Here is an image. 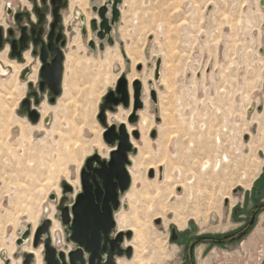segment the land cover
<instances>
[{"label":"rangeland","instance_id":"1","mask_svg":"<svg viewBox=\"0 0 264 264\" xmlns=\"http://www.w3.org/2000/svg\"><path fill=\"white\" fill-rule=\"evenodd\" d=\"M10 1L15 3L0 0V21L6 19L9 23L6 6ZM120 7L121 19L112 32L115 44L105 41V50L88 46L91 38L99 40L93 36L89 22L87 37L82 34L81 20L76 15L77 10L82 11L73 7L72 30L65 49L63 91L54 103L49 101L48 92L40 93L41 115L46 113L50 118L45 123L46 115L34 123L21 107L29 91L27 80L20 76L22 71L18 74L17 88L10 84L16 72L14 66L13 71L9 70L11 73H0V80L5 81L0 99L3 102L0 228L5 229L0 234L3 244L0 264H5L3 252L11 262L22 264L25 247H41H34V235L29 243L17 245L16 241L22 229L28 225L33 228L36 223L38 226L51 212L63 234L53 235L54 243L60 239L58 249L67 252L74 248L66 240L59 217L61 183L79 178L78 189L71 183L74 191L66 200L70 204L80 191V170L86 158L95 152H107L109 145L102 135L104 126L97 116L105 94L115 88L122 73L144 83L145 107L139 112L146 121L142 124L141 117L132 125L141 131V138L132 136L138 144L137 154L144 145V136L152 140L153 148L143 153L155 155L158 160L154 168L143 163L140 168L145 183L137 182L134 188L132 184L122 196L121 208L116 213L117 227L133 231V238L126 240L127 245L133 246V256L120 257V264H177L178 248L170 240L171 228L184 229L191 221L199 230L215 227L218 216L224 218L222 229L229 228L231 222L226 220L236 202L234 190L239 184L248 185L261 168L264 160L261 0H123ZM70 10L65 11L67 20ZM85 10L93 15L90 0ZM77 32L80 38L76 43ZM0 52L7 55L8 50L6 54L2 53L4 50ZM158 57L162 58V65L160 79L156 81ZM139 64L143 66L141 69ZM151 87L157 89V104L150 97ZM159 125L167 126L171 135H175L172 142L168 143V135L159 140ZM153 129L157 130L155 138L151 137ZM96 140L103 147L99 148ZM165 147L169 148L167 155L171 160L163 158ZM131 166L135 177H139L133 161ZM152 170L155 175L151 177ZM58 186L60 194L56 191ZM53 193L57 194L56 200L50 199ZM227 196L230 204L225 206ZM156 218L161 219L158 225ZM138 253L142 261H138ZM40 258L44 264L43 249Z\"/></svg>","mask_w":264,"mask_h":264},{"label":"water","instance_id":"2","mask_svg":"<svg viewBox=\"0 0 264 264\" xmlns=\"http://www.w3.org/2000/svg\"><path fill=\"white\" fill-rule=\"evenodd\" d=\"M92 10L96 16L90 20V29L96 38L88 41V46L93 50L97 47L105 50V41L113 45L115 40L112 32L121 19V4L123 0H105L102 4H97L96 0H91ZM264 6V0H261ZM81 18L83 15L80 14ZM87 27L83 26L82 33L87 35ZM123 43L121 42V46ZM127 63L130 62L125 52L121 48ZM43 62L46 61L45 54L42 55ZM162 58L158 57L155 66V80L159 81L161 75ZM143 66L138 65V69ZM61 54L54 59L53 65H43L41 77L44 83H49L53 97L51 103L57 101V97L63 91ZM55 71V72H53ZM62 82V85H61ZM153 83V80H150ZM43 88V87H42ZM133 93L131 94L129 78L122 73L115 88L110 89L104 96L100 105L98 119L103 124V140L110 146L108 157H102L99 152L90 155L84 161L80 170V191L76 193L74 200L68 204L66 202L69 193L74 191V186L63 180L62 196L58 210L63 226L66 240L73 244L74 248L68 252L58 249L51 234V218H43L33 234L30 225L22 230L17 238V245H22L33 236V245L38 247L43 245L44 264H117L120 257L133 256V246L127 245L126 240L133 238V231L118 229L116 213L122 205V196L131 188L133 183L129 166L132 164L131 156L137 154L138 148L134 145L132 136L135 139L141 138V131L134 126L132 132L128 129V124L134 125L139 122V111L145 107L143 95L145 94L144 83L140 78H135L132 82ZM150 97L152 101L158 103L157 89L151 87ZM23 101V106L29 110V117L32 122H38L39 114L36 109H30ZM119 107L131 109L127 120L123 122H109L108 113H115ZM160 116L157 117L159 121ZM157 136V130L151 131V137ZM161 176L163 167L160 168ZM155 173L150 171V176ZM181 190V188H179ZM55 193L50 195V199L56 200ZM158 225L160 218L155 219ZM5 264H12L11 258L3 252ZM35 254L26 252L22 264H34Z\"/></svg>","mask_w":264,"mask_h":264},{"label":"flooded vegetation","instance_id":"3","mask_svg":"<svg viewBox=\"0 0 264 264\" xmlns=\"http://www.w3.org/2000/svg\"><path fill=\"white\" fill-rule=\"evenodd\" d=\"M66 10H70V0H15V3L10 1L6 6L9 23L6 19L0 21V51L8 47L6 57L11 60L7 65L5 61H0V73L13 71L11 62L24 65L20 76L27 80L29 91L21 107L29 119V110L23 106L25 99L26 105L36 109L42 120L39 107L43 101L40 93L48 92L49 101L53 97L50 84L42 85L43 65H53L54 59L61 54L64 74L65 49L72 30L71 19L75 8L70 10L71 16L67 22ZM80 10L82 12L77 10L76 15L81 20V30L83 26L88 30V22L90 24L96 13L92 10L93 15L88 20L85 12ZM27 51L32 56L28 64L25 59ZM43 54L46 56L44 62ZM34 60L39 64V70L37 79L32 81L29 78L36 65L32 64ZM47 116L49 114L44 117V123L50 119ZM234 194L236 202L226 220L231 222L229 228L222 229V216L216 218L215 227L203 230H199L194 221L184 229L171 228L170 240L178 248L177 264H264V160L254 179L248 185L239 184ZM229 199L227 196L225 206L230 204Z\"/></svg>","mask_w":264,"mask_h":264},{"label":"bare ground","instance_id":"4","mask_svg":"<svg viewBox=\"0 0 264 264\" xmlns=\"http://www.w3.org/2000/svg\"><path fill=\"white\" fill-rule=\"evenodd\" d=\"M75 6H77V7H79L80 9H84L83 11L85 12V14L87 15V17H88V20H89V18L91 17V13H88L85 9L88 7V0H71L70 1V7H75ZM121 12H122V10H121ZM2 17V16H1ZM65 20H66V22H67V17H65ZM77 30V29H76ZM78 33V38L75 40V42L77 43V42H79L78 40H79V38H80V35H79V32H77ZM74 42V41H73ZM74 42V43H75ZM79 44V43H78ZM7 50H8V47H6V49L4 50V52H2V53H4V54H6V52H7ZM0 54H1V52H0ZM2 56V57H1ZM0 61H5L6 63H9L10 61L7 59V57H6V55H0ZM25 59H26V64H28V63H30V61H31V59H32V56H31V54H30V52L29 51H27L26 53H25ZM11 64H13V66H14V68H15V70H16V72L15 73H13L12 74V79H11V86H12V88H14L13 86H15L16 88H17V80H18V74H19V72L21 71V69L24 67V65H16L15 64V62H11ZM38 67H39V64H37V65H35V67H33V71H32V74L30 75V78L29 79H31L32 81H35L36 80V78H37V70H38ZM15 82V83H14ZM132 82H133V80H131V79H129V83H130V90H131V93H132V89H131V86H132ZM25 84V83H24ZM4 85H5V81L4 80H0V99H2V97H1V95H2V88L4 87ZM25 86V85H24ZM4 101V100H3ZM4 107L6 106V108L8 107V105L6 104V101H4ZM1 104H3V102H0V105ZM131 109V108H130ZM141 112V111H140ZM139 112V115H140V119H141V117H142V119H141V122H142V124L146 121V118H145V116H143L141 113ZM130 114V111L128 110H124V109H122L121 107H119V109H118V111L117 112H115V113H111V112H109L108 113V119H109V122H112V121H115L116 120V122L118 121V122H123V121H126L127 119V115H129ZM46 115V113H44V115H42V118L44 117ZM111 119H113V120H111ZM111 120V121H110ZM154 125V124H153ZM128 129H129V131L130 132H132V130L134 129L133 128V126L132 125H130V124H128ZM158 133H159V140L161 139V138H163V136L164 135H168V143L169 142H172V140H173V138H175V135H171V133H170V129L166 126L165 128L164 127H162V126H160L159 125V129H158ZM100 138V137H99ZM96 141H98V142H96V144H97V146L99 147V148H101V147H103V143L100 141V140H96ZM142 141L144 142V145H143V147H140V150H139V153L138 154H135V155H132L131 156V160L133 161V166H134V168H138V172H139V177H135V175H136V173H135V171L133 170V168H132V166L129 168V171H130V173H131V175H132V178H134V181H133V186H132V188H134L135 186H136V184H137V182H141L142 184H144L145 183V179H144V175H143V172H142V170H141V166H142V164L143 163H147V164H149L150 165V167L151 168H154V164H155V162H156V160H158V157H156L155 155H152V156H150V155H148V154H144L143 152H147L148 150H150L151 148H153V143H152V140H150V139H147L146 137H142ZM135 141H133V143H134ZM136 144V145H135ZM134 145L138 148V144L135 142L134 143ZM110 150H111V148H110V146H108L107 147V152H102V151H99V153L101 154V156L102 157H108V155H109V152H110ZM167 152H169V148H167V147H165L164 148V154H163V158L165 159V157H168L170 160L172 159V157H169L168 155H167ZM150 153V152H149ZM138 155V156H137ZM144 158H146V161L144 160ZM160 159L159 161H162V160H164V159ZM161 164H162V162H161ZM81 166V165H80ZM80 166H79V168H80ZM155 169H156V178H157V176H158V169H157V166H155ZM160 176H161V173H160ZM162 177H163V174H162ZM136 180H138V181H136ZM69 181H70V183H72L74 186H75V188L76 189H78V187H79V178H77L76 180H72V179H69ZM56 191H57V193L58 194H60L61 193V191H60V187L58 186L57 188H56ZM127 193V192H126ZM125 193V194H126ZM57 195V194H56ZM46 211H48V209H45V212ZM49 218H51V220H52V226H51V234H52V237H53V235L55 236V235H57V236H62L63 234L61 233L62 232V230H61V225L59 224V221L57 220V219H55L54 217H53V212H51V214H50V216H49ZM124 218H125V216H124ZM37 224V223H36ZM36 224L33 226V228H32V231L34 232V230L36 229ZM23 230V229H22ZM4 231H5V229H3V227H1L0 228V234H2V233H4ZM136 237L138 238L139 237V235H138V232L136 233ZM29 242H31V238L29 239V241H27V242H25V243H29ZM24 243V244H25ZM61 242H60V239H58L56 242H55V244L56 245H59ZM0 249H2V246H3V244H2V242H0ZM43 249V245H41V247L40 248H38V249H35V248H33L32 246H28V247H25V250L27 251V252H33L34 254H35V260H36V264H42V261H41V258H40V252H41V250ZM5 254H6V252H5ZM137 257H138V261H142V259H143V257L140 255V253H138L137 255H136ZM1 262V261H0ZM2 264V263H1ZM12 264H15V261H13L12 262ZM117 264H120V261H119V258H118V260H117Z\"/></svg>","mask_w":264,"mask_h":264}]
</instances>
